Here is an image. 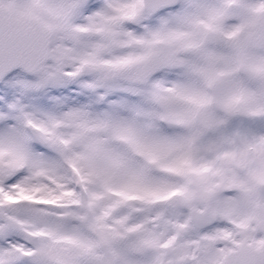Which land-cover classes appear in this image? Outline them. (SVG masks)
I'll list each match as a JSON object with an SVG mask.
<instances>
[{
    "label": "snow or ice",
    "instance_id": "6c2138e0",
    "mask_svg": "<svg viewBox=\"0 0 264 264\" xmlns=\"http://www.w3.org/2000/svg\"><path fill=\"white\" fill-rule=\"evenodd\" d=\"M0 264H264V0H0Z\"/></svg>",
    "mask_w": 264,
    "mask_h": 264
}]
</instances>
